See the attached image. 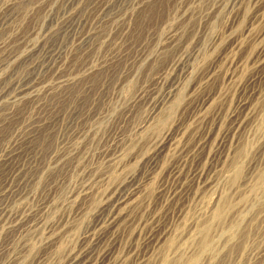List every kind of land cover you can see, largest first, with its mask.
<instances>
[{
	"label": "rangeland",
	"instance_id": "374dc122",
	"mask_svg": "<svg viewBox=\"0 0 264 264\" xmlns=\"http://www.w3.org/2000/svg\"><path fill=\"white\" fill-rule=\"evenodd\" d=\"M0 264H264V0H0Z\"/></svg>",
	"mask_w": 264,
	"mask_h": 264
}]
</instances>
